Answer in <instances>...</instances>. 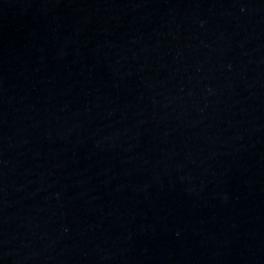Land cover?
Here are the masks:
<instances>
[{
  "label": "water",
  "instance_id": "water-1",
  "mask_svg": "<svg viewBox=\"0 0 264 264\" xmlns=\"http://www.w3.org/2000/svg\"><path fill=\"white\" fill-rule=\"evenodd\" d=\"M264 226V0H0V264H239Z\"/></svg>",
  "mask_w": 264,
  "mask_h": 264
}]
</instances>
